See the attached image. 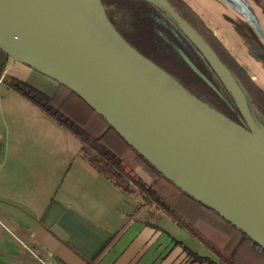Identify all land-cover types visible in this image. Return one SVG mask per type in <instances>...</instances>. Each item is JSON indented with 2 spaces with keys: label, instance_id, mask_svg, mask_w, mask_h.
Listing matches in <instances>:
<instances>
[{
  "label": "water",
  "instance_id": "obj_1",
  "mask_svg": "<svg viewBox=\"0 0 264 264\" xmlns=\"http://www.w3.org/2000/svg\"><path fill=\"white\" fill-rule=\"evenodd\" d=\"M153 1L219 75L245 127L131 48L98 0H0V48L77 94L169 180L264 249V132L211 49L166 0Z\"/></svg>",
  "mask_w": 264,
  "mask_h": 264
},
{
  "label": "crops",
  "instance_id": "obj_2",
  "mask_svg": "<svg viewBox=\"0 0 264 264\" xmlns=\"http://www.w3.org/2000/svg\"><path fill=\"white\" fill-rule=\"evenodd\" d=\"M183 1L223 44L229 33L221 37L205 9ZM212 2L264 29V0ZM4 75L25 83L46 78L12 57ZM10 90L0 80V93ZM23 99H0V264H198L182 246L212 257L175 236L174 221L161 210L137 208L136 198L81 158L71 131Z\"/></svg>",
  "mask_w": 264,
  "mask_h": 264
},
{
  "label": "trees",
  "instance_id": "obj_3",
  "mask_svg": "<svg viewBox=\"0 0 264 264\" xmlns=\"http://www.w3.org/2000/svg\"><path fill=\"white\" fill-rule=\"evenodd\" d=\"M196 32L242 90L256 124L264 126V89L234 58L202 18L183 0H166ZM109 23L136 52L178 82L189 94L236 124L244 120L219 75L176 23L153 0H98ZM8 54L0 48V80L43 110L80 141L79 155L127 194L137 208L155 205L212 254L201 257L182 246L198 264H264V249L154 167L77 94L56 83L48 95L4 75ZM186 59L198 71L196 73ZM141 170L146 183L137 173ZM180 244V243H178ZM181 245V244H180Z\"/></svg>",
  "mask_w": 264,
  "mask_h": 264
},
{
  "label": "rangeland",
  "instance_id": "obj_4",
  "mask_svg": "<svg viewBox=\"0 0 264 264\" xmlns=\"http://www.w3.org/2000/svg\"><path fill=\"white\" fill-rule=\"evenodd\" d=\"M190 2L197 6V9H205V12L211 15L213 18L212 20L218 24L217 27L219 28L220 36L223 32L229 33V36H221L223 38V44L254 78L257 85L264 89V29L260 32L257 27L252 26L247 20L242 19L241 21V18L240 20L236 19L231 11L221 10L220 6H218L215 2H212V0H191ZM102 11L104 12V9H102ZM221 14L223 17L220 16ZM27 84L48 95L52 92V88L56 87V83L54 81L48 77L42 78L40 76H28ZM0 99H14L15 101L24 100L23 97L14 90H10L9 94L1 92ZM259 128L262 132H264V126H260ZM66 146L65 138L62 137L60 147L65 149ZM138 173L141 177H143L146 183L150 182V179L141 170H139ZM129 195H131L134 199L136 198L138 201L140 200L137 195ZM148 209H156L160 211V209H158L154 204L148 207ZM168 219L170 220V218ZM173 223V234L175 236L182 234L184 242L188 244L190 248H195L196 250L200 248L201 251L204 249L206 254L209 253V255H211V252L199 240L190 234V232L184 228L176 226L175 222Z\"/></svg>",
  "mask_w": 264,
  "mask_h": 264
},
{
  "label": "bare ground",
  "instance_id": "obj_5",
  "mask_svg": "<svg viewBox=\"0 0 264 264\" xmlns=\"http://www.w3.org/2000/svg\"><path fill=\"white\" fill-rule=\"evenodd\" d=\"M91 4L95 5V0H88Z\"/></svg>",
  "mask_w": 264,
  "mask_h": 264
},
{
  "label": "flooded vegetation",
  "instance_id": "obj_6",
  "mask_svg": "<svg viewBox=\"0 0 264 264\" xmlns=\"http://www.w3.org/2000/svg\"><path fill=\"white\" fill-rule=\"evenodd\" d=\"M243 127H245V124H244V126Z\"/></svg>",
  "mask_w": 264,
  "mask_h": 264
}]
</instances>
